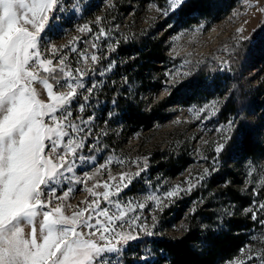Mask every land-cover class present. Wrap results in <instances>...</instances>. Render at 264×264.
I'll list each match as a JSON object with an SVG mask.
<instances>
[{
    "label": "rangeland",
    "instance_id": "rangeland-1",
    "mask_svg": "<svg viewBox=\"0 0 264 264\" xmlns=\"http://www.w3.org/2000/svg\"><path fill=\"white\" fill-rule=\"evenodd\" d=\"M112 1L115 2L61 0L64 10L57 11V19L53 22L57 27L46 29L39 42L43 57L51 59L54 65L61 56H66L67 70H71L74 76L77 75V69L85 73L83 83L86 87L93 81H99L83 112L79 110V105L85 103L84 96L88 95L84 89H78L79 95L69 105L74 123H80L77 117L93 118L89 125L92 132L85 142L96 145V150L87 147L80 150L78 157L83 156L84 160L77 158L74 171L66 176L83 179L85 173L91 175L99 168V173L92 180L86 181L90 188L97 181H108L109 172L117 178L111 182L113 184L119 181L122 172L133 175L130 186L112 199L119 201L122 206L131 203L134 211L129 212L128 216H139L137 223L146 225L155 235L147 236L139 232V239L121 246V253L108 254L109 257L118 255V264H126L128 258L141 263L158 256L163 257V253L157 251L152 241L156 235L175 237L187 230H224L228 229V219L231 217L242 220L244 240L235 255L222 259L219 264H239L249 254L264 250L262 226L244 211L252 208L260 218H264V212L258 208V204L264 202V185L260 183L264 179V152L257 148V143L264 145V25L259 35L243 48L241 61L240 58L235 60L242 42L264 23V12L257 10L264 7V0H259V3L257 0H233L228 7L222 5V0H216L212 9L206 7L202 13L192 12L187 17H180L179 23L176 17L166 18L157 11V7H168L166 0H121L115 6H112ZM249 4L253 6L250 7ZM97 17L100 18L99 23ZM85 24L91 28V32L79 31ZM200 24L204 27L195 31ZM101 28L108 35L97 40L96 36ZM237 29L242 31L237 33ZM140 30L151 38L162 36L166 54L170 61L174 59L176 63H161L159 69L150 71L147 83L142 84L138 79L129 80V94L133 98L138 97L146 109L155 106L164 116L153 120L149 127L129 131L122 137L117 132L120 119L114 117L110 110L104 112L103 104L95 95L105 79L116 81L119 77L116 66L125 60L123 54L116 52L119 42L127 33ZM94 42L97 44L96 49L91 47ZM109 45L115 51H109ZM53 47L57 50L55 54L52 52ZM85 50L89 56L92 52L100 56V63L93 65L90 58L81 59ZM112 61L115 62L112 71L99 76L97 70ZM230 64L238 69L239 75H236ZM199 70L204 71L207 76L197 83V87H181ZM56 73L58 76L62 75L59 70ZM214 75L220 77L221 81L210 85V78ZM235 84L238 86L233 97L236 106L220 118L218 111L225 106ZM155 85L159 87L155 88ZM36 87L40 98L47 101L46 92L40 85ZM174 89L175 98H172L170 95ZM56 91L66 93L68 89L66 86L57 87ZM229 121L235 123L231 130L227 129ZM241 122L251 132V145L254 146L252 154L244 152L240 142L241 134L234 133ZM219 128L226 131H217ZM224 135L231 137L229 145L232 144L233 148L230 154H226L228 147L217 154L215 146ZM105 137L109 139V143L114 144L110 150L103 144ZM178 148L187 152L190 158L179 172L166 174L153 166L152 160L156 153ZM110 157L113 158V163L100 168ZM143 158H147L146 170L135 176L139 168L145 166ZM116 159L126 162L119 164L115 162ZM132 161L139 163L133 164ZM213 168L216 170L211 171ZM205 169L210 170L209 174L205 179L198 180ZM190 178L195 187L190 192H182L162 212L155 209L152 201L146 199L149 195L163 198L164 193L176 185L187 189L189 184L186 181ZM67 187H71L73 191L65 201L66 205L72 206L65 208L66 215H71L77 206L85 207L81 201L93 199L84 183H69L67 180L57 186L56 194L62 195ZM96 191L103 192L104 189L99 187ZM233 192L240 199H235ZM140 203L145 204L144 209L136 207ZM163 203L169 204V201L165 199ZM101 207L116 211L102 198ZM153 216L157 218L154 228ZM246 221L249 226H245ZM117 230L130 229L127 223L121 228L120 222H117ZM29 231L30 227L26 226L25 232ZM247 264H258V261H247Z\"/></svg>",
    "mask_w": 264,
    "mask_h": 264
},
{
    "label": "snow or ice",
    "instance_id": "snow-or-ice-1",
    "mask_svg": "<svg viewBox=\"0 0 264 264\" xmlns=\"http://www.w3.org/2000/svg\"><path fill=\"white\" fill-rule=\"evenodd\" d=\"M166 3L167 8L157 7V11L166 18L176 17L179 23V18L189 8V0H166ZM63 10L61 0H0V264H118V255L109 257L108 254L121 253V246L139 239V232L147 236L155 235L146 225L137 223L139 216H128L134 211L131 203L122 206L112 199L130 186L132 174L120 173L119 181L113 184L111 182L117 178L109 172L108 181H97L90 188L86 181L92 180L99 173V168L91 175L85 173L83 179L66 176L74 171L77 158L84 160L83 156L78 157L80 150L86 147L96 150V145L85 142L92 132L89 125L93 118L77 117L80 123H74L69 105L79 95L78 89H84L88 95L84 96L85 103L79 105V110L83 112L99 81H93L86 87L83 83L86 74L77 69L74 76L71 70H67L66 56H61L56 65L51 59L43 57L39 47L42 33L57 27L53 23L57 19L56 13ZM257 10L264 12V7ZM99 21L97 17V23ZM203 27L200 24L195 31ZM79 31L92 30L85 24ZM241 31L237 29V33ZM107 35L101 28L96 39ZM91 47L96 49L97 44L94 42ZM56 51L53 47V54ZM73 51L76 49L73 48ZM109 51H115V48L109 45ZM88 58L93 65L99 64L102 59L95 52L89 56L85 50L81 59ZM114 64L112 61L98 69L99 76L111 72ZM57 70L62 75H53ZM36 85L46 92L47 101L40 98ZM65 86L68 89L66 93L56 91L57 87ZM197 86L192 81L181 85L189 88ZM233 127L234 121H229L227 129ZM217 131L226 130L219 128ZM230 140V136H222L221 142L215 146V153L225 151ZM143 159L145 166L140 167L135 176L146 170L147 158ZM115 162L124 164L126 161L116 159ZM112 163L113 158L110 157L100 168ZM209 172L205 169L198 180L205 179ZM65 180L84 183L93 197L91 201H81L86 206H77L71 215L65 214V208L72 207L65 201L73 189L67 187L62 195L56 194L57 186ZM186 183L189 184L187 189L176 185L167 190L163 198L149 195L146 199L162 212L182 192H190L195 187L191 178ZM260 183L264 185V179ZM99 187L104 191H96ZM101 198L116 211L101 207ZM165 199L169 204L163 203ZM136 207L144 209L145 204L140 203ZM258 208L264 212V202L259 203ZM244 211L262 226L264 237V218H260L252 208ZM156 219V216L152 217L153 228ZM117 222H120L121 228L127 223L130 230L118 231ZM26 226L30 227L27 233ZM252 260L264 264V250L249 254L239 264Z\"/></svg>",
    "mask_w": 264,
    "mask_h": 264
},
{
    "label": "trees",
    "instance_id": "trees-1",
    "mask_svg": "<svg viewBox=\"0 0 264 264\" xmlns=\"http://www.w3.org/2000/svg\"><path fill=\"white\" fill-rule=\"evenodd\" d=\"M121 0H115L111 3L115 6ZM233 0H222L223 6H230ZM216 0H189V8L186 14L181 17L189 16L192 12H203L206 7L213 8ZM128 7V6H127ZM196 9V11H192ZM264 23L259 25L251 34V36L242 42L240 52L235 60L242 59V50L250 40L256 38ZM116 52L124 55V62L116 66L119 77L116 81L105 79L101 87L97 90L96 99L103 104V111L110 110L114 117L120 119V126L117 132L123 137L127 132L137 130L141 127H149L153 120L161 119L164 113H160L155 106L146 109L138 97L133 98L128 92L130 79H138L142 84L149 82L148 74L160 68L163 62H169L170 57L166 54L162 43V36L151 38L143 30L127 33L119 42ZM174 60V59H173ZM172 59L173 65L176 63ZM235 69L236 75H239L238 69ZM227 70V69H226ZM227 72V71H224ZM226 74V73H223ZM53 75H58L54 73ZM122 75V77L120 76ZM207 74L204 71H198L192 78L184 82L187 85L189 81L199 83ZM218 75V74H216ZM215 76V75H214ZM210 78V85L221 81L220 77ZM228 76V75H227ZM159 85H155L158 88ZM180 88V87H178ZM189 88V87H186ZM238 86L232 87L231 93L225 102V106L218 111L221 118L229 110L236 106L233 97ZM175 89L170 96L175 98ZM234 133H240V142L245 153L252 154L254 146L251 145V132L246 124L241 122L235 129ZM104 145L107 149H111L114 144L109 143L107 137L104 138ZM257 148L264 152V145L257 143ZM233 148L232 144H228L226 154H230ZM190 160L189 154L181 148L173 151L163 150L153 156V166L159 171L166 174H176L180 171L184 164ZM235 199H240L237 193H234ZM242 220L238 217L228 219V229L211 231V230H187L183 234L175 237L167 235L154 236L153 244L158 252L163 253V257H156L138 263L134 259H126V264H219L224 258H231L239 250L244 240ZM245 226H249V222H245Z\"/></svg>",
    "mask_w": 264,
    "mask_h": 264
}]
</instances>
